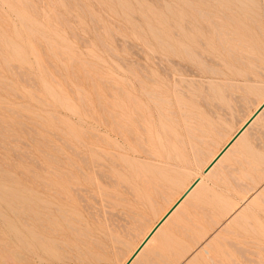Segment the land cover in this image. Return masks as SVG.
Masks as SVG:
<instances>
[{"label": "rangeland", "instance_id": "obj_1", "mask_svg": "<svg viewBox=\"0 0 264 264\" xmlns=\"http://www.w3.org/2000/svg\"><path fill=\"white\" fill-rule=\"evenodd\" d=\"M173 1L0 0V241L30 255L32 264H125L263 101L264 1L244 0L247 8L243 0H235L239 4L233 0V5L232 0H181L184 5ZM178 4L194 14H187ZM212 10L225 14L215 17ZM243 19L247 21L244 26ZM162 37L175 45L174 50ZM183 48L194 54L189 53L190 58L196 54L195 59ZM124 87L132 92H123ZM254 122L240 137L245 140L239 138L216 169L203 174L194 194L132 264H264V116ZM77 142L85 145L77 146ZM72 149L82 160L72 156L70 164ZM73 186L80 187L79 195L71 190ZM38 204L40 209L53 208L55 218L61 214L55 219L54 240L48 244L36 242ZM61 205L66 209L59 210ZM3 246L0 258L6 256Z\"/></svg>", "mask_w": 264, "mask_h": 264}, {"label": "bare ground", "instance_id": "obj_2", "mask_svg": "<svg viewBox=\"0 0 264 264\" xmlns=\"http://www.w3.org/2000/svg\"><path fill=\"white\" fill-rule=\"evenodd\" d=\"M172 1H173V0H172ZM174 1H175V0H174ZM174 1H173V2H174ZM178 1H179V0H178ZM178 1H177V2H178ZM193 1H194V0H193ZM198 1H199V0H198ZM207 1H208V0H207ZM207 1H206V3H207ZM215 1H218V0H215ZM225 1H227V0H225ZM234 1H235V0H234ZM238 1H239V0H238ZM238 1H237V2H238ZM248 1L250 2V0H248ZM256 1H257V0H256ZM256 1H255V3H256ZM263 1H264V0H263ZM194 2H196V1H194ZM208 2H210V1H208ZM232 2H233V0H232L231 2H229V3H231V5H233ZM237 2L235 1V3H237ZM241 2H242V1H241ZM253 2H254V1H253ZM259 2H260V1H259ZM259 2H258V4H260ZM139 3H142V2H139ZM178 3H182V1L180 0ZM203 3H204V2H203ZM206 3H205V4H206ZM211 3H212V2H211ZM221 3H222V1H221ZM224 3H225V2H224ZM227 3H228V2H227ZM235 3H234V5H235ZM244 3H246V4H245L246 6L244 5L245 7H244L243 5H239V6H240V7L247 8V7H248V6H247L248 2H247V1L245 2V1L243 0V4H244ZM251 3H252V2H251ZM143 4H144V3H143ZM143 4L140 5V6H143ZM182 4H183V3H182ZM218 4H219V3H218ZM225 4H226V3H225ZM238 4H239V2H238ZM238 4H237V5H238ZM159 5H160V4H159ZM178 5H179V4H178ZM183 5H184V4H183ZM183 5H179L180 8H181V6H183ZM199 5H201V4L199 3ZM215 5H216V4H215ZM222 5H223V4H222ZM237 5H236V6H237ZM250 5H251V4H250ZM253 5H254V4H253ZM138 6H139V4H138ZM185 6H186V5H185ZM185 6H183L184 9H185ZM195 6H197V4H196ZM206 6H207V4H206ZM208 6H210L209 3H208ZM211 6H212V5H211ZM228 6H229V8H230V5H228ZM236 6H235V7H236ZM239 6H238V7H239ZM187 7H189V6H187ZM198 7H199V6H197L196 9L199 11L200 8L198 9ZM217 7H218V6H217ZM226 7H227V5H226ZM250 7H252V5H251ZM253 7H255V5H254ZM253 7H252V11H255L256 16H259L258 11L256 12V8H255V10H253ZM257 7L259 8L260 5H259V6L257 5ZM261 7H263V6H261ZM261 7H260V8H261ZM143 8H144V10H145L146 6H144ZM189 8L194 9L193 6H192V7H189ZM209 8H210V7H209ZM231 8H233V7H231ZM258 8H257V10L260 9V8H259V9H258ZM138 9L140 10V12L144 13V12L141 10V8L138 7ZM177 9H178V8H177ZM196 9H195V10H196ZM203 9H204V8H201L202 11H204ZM205 9H206V8H205ZM212 9H213V8H212ZM217 9H218V8H217ZM217 9H215V11H216ZM219 9L221 10L222 8L220 7ZM226 9H227V8H226ZM233 9H234V8H233ZM249 9H250V8L247 9L248 12L251 10V9H250V10H249ZM263 9H264V8H263ZM263 9H262V10H263ZM178 10H179V9H178ZM185 10H186V9H185ZM185 10H184V11H185ZM220 10H219V13H222V14L224 15V14H225L224 11L222 10V12H220ZM228 10H229V9H228ZM239 10L241 11V9H239ZM243 10H244V9H243ZM245 10H246V9H245ZM247 10H246V11H247ZM179 11H180V10H179ZM179 11H178V12H179ZM181 11H182V10H181ZM181 11H180V12H181ZM186 11H187L188 13H187V12H185V13L181 12V13H182V14H186V13H187V14H190V15H193V14H194L193 12H192L193 14H192V13H189L188 10H186ZM193 11H194V10H193ZM206 11H207V10H205V12H206ZM215 11H214V12H215ZM232 11H236V10H232ZM146 12H148V11H145V13H146ZM180 12H179V13H180ZM190 12H191V9H190ZM209 12H210V11H209ZM209 12H207L206 14H209ZM212 12H213V10H212ZM212 12H211V14L214 13V12H213V13H212ZM241 12H242V11H241ZM260 12H261V10H260ZM262 12L264 13V11H262ZM199 13H201V12L199 11ZM215 13H216V12H215ZM219 13H218V14H219ZM226 13H227V11H226ZM235 13H237V11H236ZM238 13H239V12H238ZM246 13H247V12H246ZM250 13H251V12H250ZM255 13H254V14H255ZM263 13H262V14H263ZM146 14H147V13H146ZM175 14H177V12H175ZM195 14H198V13H195ZM218 14L216 13L214 16L217 17ZM230 14H233V13H230ZM230 14L228 15V13H227L226 15L230 16V18H231L232 15H230ZM242 14H244V16H245V13H244V12H242ZM257 14H258V15H257ZM260 14H261V13H260ZM147 15H148V14H147ZM201 15H202V14H201ZM204 15H205V14H204ZM216 15H217V16H216ZM236 15H237V14H236ZM250 15H251V14H250ZM263 15H264V14H263ZM144 16H146V15L144 14ZM174 16H177V15H174ZM194 16H195V15H194ZM194 16H192V17H194ZM214 16H213V17H214ZM219 16H221V15H219ZM228 16H226V17H228ZM237 16H239V14H238ZM240 16H241V15H240ZM248 16H249V15H248ZM252 16L255 17V15H253V14H252ZM189 17H190V16H189ZM198 17H199V15H198ZM198 17H197V19H198ZM201 17H202V16H201ZM206 17H208V16H206ZM206 17H205V18H206ZM213 17L211 16L210 19L213 18ZM221 17H222V16H221ZM226 17H225V18H226ZM233 17H234V16H233ZM233 17H232V20H233L234 22H238V21L234 20ZM250 17H251V16H250ZM261 17H263V16L261 15ZM145 18H147V16H146ZM176 18H178V16L175 17V19H176ZM181 18H182V15H181ZM199 18H200V17H199ZM208 18H209V17H208ZM208 18H207V19H208ZM218 18H219V17H218ZM218 18H216V19H217L216 21H218ZM222 18H223V17H222ZM238 18H239V19H242V18H240V17H238ZM256 18H257V17H256ZM256 18H255V19H256ZM182 19L185 20L184 18H182ZM190 19H191V18H190ZM194 19H196V18H194ZM197 19H196V20H197ZM213 19L215 20V18H213ZM228 19H229V18H228ZM251 19H252V18H251ZM262 19H263V18H262ZM257 20H258V19H257ZM259 20H260V19H259ZM188 21H191V20L188 19ZM197 21L200 22L199 19H198ZM197 21H196V22H197ZM207 21H208V20H207ZM207 21L205 22V25H206ZM220 21H222V20H220ZM225 21H227V20H225ZM239 21H240V20H239ZM260 21H261V20H260ZM201 22H202V20H201ZM201 22L198 23V24H201ZM209 22H210V21H209ZM209 22H208V23H209ZM212 22H214V21H212ZM223 22H224V20H223ZM229 22H230V21H229ZM244 22H247V21H245V20L243 19V21H242V23H241L243 26L245 25ZM263 22H264V21H263ZM178 23H179V22H178ZM185 23H186V21H185ZM190 23H191V22H190ZM203 23H204V21H203ZM217 23H219V22H217ZM221 23H222V22H221ZM227 23H228V22H227ZM249 23H250V22H249ZM180 24H181V23H180ZM183 24H184V23H183ZM187 24H188V23H187ZM191 24H192V23H191ZM209 24H211V23H209ZM214 24H216V23H214ZM222 24H225V23H222ZM233 24H234V23H233ZM252 24H253V22H252ZM259 24H261V23H259ZM193 25H194V24H193ZM246 25H247V24H246ZM253 25H254V24H253ZM255 25H257V24H255ZM179 26L181 27V25H179ZM190 26H191V25H190ZM196 26H197V25H196ZM199 26H201V25H199ZM207 26H208V25H207ZM212 26H213V25H212ZM216 26H217V25H216ZM219 26H221V25H219ZM225 26H226V27H229V25H228V26L225 25ZM150 27L153 29V26L149 25V29L151 30ZM180 27H179V28H180ZM201 27H202V26H201ZM210 27H211V26H210ZM221 27H222V26H221ZM223 27H224V26H223ZM232 27H234V26L232 25ZM249 27H250V26H247L246 28H249ZM254 27H255V26H254ZM260 27H261V26H260ZM196 28H197V27H196ZM196 28H195V29H196ZM203 28H204V25H203ZM211 28H212V27H211ZM237 28H238V27H235V30H236ZM250 28H252V26H251ZM250 28H249V29H250ZM256 28H257V27H256ZM164 29H165V28H164ZM180 29H181V28H180ZM183 29H184V28H183ZM191 29H192V26H191ZM198 29H199V30H202V29H200V28H198ZM218 29H219V28H218ZM221 29H223V28H221ZM225 29H226V28H225ZM227 29H228V28H227ZM231 29H232V31H234L233 28H231ZM252 29H255V28H252ZM257 29H258V28H257ZM259 29H260V28H259ZM154 30H155V29H154ZM207 30H208V29H207ZM215 30H216V29H215ZM229 30H230V29H229ZM247 30H248V29H247ZM247 30H246V31H247ZM260 30H261V29H260ZM188 31H189V30H188ZM192 31H193V30H192ZM194 31H195V30H194ZM194 31H193V32H194ZM204 31H205V28H204V30H203V34H204ZM239 31H240V30H239ZM258 31H259V30H258ZM30 32L32 33V31H30ZM170 32H171V31H170ZM205 32H206V31H205ZM211 32H212V30H211ZM211 32H210V33H211ZM216 32H217V30H216ZM235 32H236V35H238V37H237L236 35H234ZM235 32H234V33L232 32L233 35L240 39L239 34H237V31H235ZM248 32H249V34H252V33H250V31H248ZM248 32H247V33H248ZM254 32H255V30H254ZM33 33H34V32H33ZM152 33H153V32H152ZM154 33H155V31H154ZM154 33H153V34H154ZM188 33H189V32H188ZM194 33H195V32H194ZM229 33H230V31H229ZM229 33H228V34H229ZM255 33H256V32H255ZM165 34H166V33H165ZM167 34H169V33L167 32ZM175 34H176V33H175ZM186 34H187V33H186ZM212 34H213V33H212ZM214 34H215V33H214ZM222 34H225V33H222ZM222 34H220V35H222ZM244 34H246V32H244ZM162 35L164 36V33H163ZM169 35H170V34H169ZM180 35L182 36V34H180ZM205 35H206V33H205ZM218 35H219V34H218ZM229 35H230V34H229ZM233 35L231 36L232 38H233ZM154 36H156V38H158L157 35L154 34ZM175 36H176V35H175ZM212 36H214V35H212ZM245 36H246V35H245ZM171 37H172V36L170 35V40H172ZM173 37H174V36H173ZM208 37L210 38L209 35H208ZM217 37H220V36H217ZM221 37H222V36H221ZM227 37H228V36H227ZM227 37L225 36V39H226ZM229 37H230V36H229ZM162 38H163V40L160 39L161 41H163V42L166 41V44H167V43H170L169 41L167 42V40H164V39H165L164 37H162ZM167 38H168V37H167ZM213 38H214V37H213ZM237 38H236V39H237ZM244 38H245V37H244ZM190 39H191V38H190ZM214 39H215V38H214ZM236 39H235V40H236ZM168 40H169V39H168ZM175 40H176V39H175ZM177 40H178V39H177ZM240 40H241V39H240ZM226 41H227V40H226ZM226 41H225V42H226ZM231 41H232V40H231ZM163 42H161V43H163ZM183 42H185V41H183ZM200 42H203V41H201V39H200ZM208 42H209V41H208ZM220 42H221V40H220ZM235 42H236V41H235ZM238 42H239V41H238ZM240 42H241V41H240ZM179 43H180V42H179ZM187 43H188V42H187ZM197 43H199V42H197ZM197 43H196V44H197ZM170 44H171L172 47H173V44H172V43H170ZM204 44H205V43H203V45H204ZM213 44H214V43H213ZM225 44H226V43H224V45H225ZM242 44H243V43H242ZM160 45H161V44H160ZM181 45H182V44H181ZM197 45H198V44H197ZM240 45H241V44H240ZM240 45L238 44V46H240ZM161 46H162V45H161ZM161 46H160V47H161ZM168 46H169V45H168ZM183 46H184V45H183ZM207 46H208V45H207ZM230 46H231V45H230ZM243 46H244V45H243ZM164 47H165V45H164ZM164 47H162V48H164ZM172 47H171V48H172ZM174 47H175V45H174ZM174 47L172 48L173 50H174ZM179 47H180V45H179ZM184 47H185V46H184ZM190 47H191V46H190ZM222 47H223V46H222ZM241 47H242V45H241ZM166 48H167V47H166ZM223 48H224V47H223ZM167 49H168V48H167ZM183 49H184V48H183ZM192 49H193V48H192ZM206 49H207V47H206ZM161 50H162V49H161ZM163 50H164V49H163ZM163 50H162V51H163ZM165 50H166V49H165ZM165 50H164L163 52H165ZM177 50H178V49H177ZM177 50H175V51L177 52ZM186 50H187V51H186ZM186 50L184 49V51H186V52L188 53V55H189V53H192V52H188V48H187ZM231 50H232V49H231ZM238 50H239V48H238ZM167 51H168V50H167ZM167 51H166V52H167ZM195 51H196V50H195ZM226 51H227V50H226ZM240 51H241V50H240ZM155 52H156V51H154L153 53H155ZM171 52H172V51H171ZM176 52H175V53H176ZM215 52H216V51H215ZM224 52H225V51H224ZM242 52H243V50H242ZM150 53H151V50H150ZM153 53H152V54H153ZM156 53H158V52H156ZM156 53H155V54H156ZM173 53H174V52H173ZM175 53H174V54H175ZM177 53H178V52H177ZM181 53H182V51H181ZM197 53H198V52H197ZM209 53H210V52H209ZM212 53H213V52H211L210 54H212ZM165 54H166V53H165ZM174 54H173V55H174ZM192 54H193V53H192ZM198 54H199V53H198ZM213 54H214V53H213ZM158 55H159V54H158ZM169 55H171L170 52H169ZM177 55H178V56H177ZM177 55H176V56L179 57V54H177ZM193 55H194V54H193ZM201 56H202V55H201ZM157 57L159 58L160 56H157ZM157 57H156V58H157ZM164 57L166 58V56H164ZM164 57H163V58H164ZM180 57H182V55H181ZM188 57L190 58V55H189ZM192 57H193V56H192ZM192 57H191L190 59H195L196 54H195V57H193V58H192ZM151 58H152V57H151ZM165 58H164V59H165ZM167 58H168V56H167ZM172 58H173V57H172ZM184 58H185V60L187 59L185 56H184ZM184 58H182V59H184ZM160 59H161V58H160ZM160 59H159V60H160ZM197 59H198V58H197ZM159 60H158V62H159ZM162 60H163V59H162ZM187 60H188V59H187ZM165 61H166V60H165ZM197 61H198V60H197ZM200 61H202V60H200ZM200 61H199L198 63H200ZM155 62L157 63V61H155ZM168 62H169V60H168ZM171 62H173V61H171ZM191 62H193V61H191ZM191 62H190V63H191ZM194 62H196V61H194ZM160 63H161V62H159V64H160ZM182 63H183V62H182ZM190 63H189V64H190ZM198 63H197V64H198ZM201 63H203V62H201ZM138 64H139V63H138ZM140 64H141V63H140ZM197 64H196V65H197ZM179 65H180V64H179ZM184 65H185V64H184ZM192 65H193V64H192ZM141 66H142V64H141ZM163 66H164V64H163ZM163 66H162V68H163ZM167 66H168V65H167ZM143 67H144V66H143ZM148 67H149V66H148ZM160 67H161V66H160ZM164 67H165V66H164ZM170 67H171V66H170ZM137 68H138V66H137ZM162 68H161V69H162ZM175 68H176V67H175ZM133 69H134V68H133ZM139 69H140V68H139ZM172 69H173V68H172ZM129 70H130V69H129ZM134 70H135V69H134ZM146 70H147V68H146ZM163 70H165V69L163 68ZM173 70H174V69H173ZM131 71H133V70H131ZM136 71H137V70H136ZM140 71H141V70H140ZM166 71H167L168 73H170L167 69H166ZM178 71H179V70H178ZM137 72H138V71H137ZM146 72H147V71H146ZM190 72H191V71H190ZM134 73H135V72H134ZM141 73H143V72H141ZM150 73H151V72H150ZM192 73H193V72H192ZM128 74H129V73H128ZM136 74H137V73H136ZM151 74H152V73H151ZM144 75H146V74L144 73ZM168 75H169V74H168ZM170 75H171V74H170ZM170 75H169V76H170ZM176 75H177V74H176ZM138 76H139V75H138ZM151 76H152V75H151ZM178 76H179V75H178ZM133 77H136V75L133 76ZM147 77H148V76H147ZM154 77H155V76H154ZM139 78H140V77H139ZM171 78H172V76H171ZM130 79H131V78H130ZM142 79H144V78L142 77ZM149 79H150V78H149ZM155 79H156V78H155ZM155 79H152V80H155ZM172 79H173V78H172ZM176 79H177V78H176ZM140 80H141V79H140ZM141 81H142V80H141ZM156 81H157V80H156ZM179 81H180V77H179ZM120 82H121V81H120ZM130 82H131V81H130ZM143 82H144V81H143ZM146 82H147V81H146ZM157 82H160V81H157ZM133 83H134V82H133ZM133 83H131V84H133ZM139 83H140V82H139ZM149 83H150V82H149ZM153 83H155V82H153ZM173 83H174V82H173ZM180 83H181V82H180ZM120 84H122V83H120ZM128 84H130V83H128ZM134 84H135V83H134ZM145 84H146V83H145ZM122 85H124V84H122ZM122 85H121V86H122ZM146 85H147V84H146ZM149 85H150V84H149ZM121 86H119V87L121 88ZM129 86H130V85H129ZM142 86H143V85H142ZM122 87H123V86H122ZM125 87H126V86H125ZM125 87H124V88H125ZM132 87L135 88V86H133V85H132ZM161 87H162V86H161ZM172 87H173V86H172ZM134 88H133V89H134ZM152 88H154V87H152ZM159 88H160V87H159ZM164 88H165V87H163V90H164ZM122 89H123V88H122ZM125 89H127V88H125ZM116 90H117V89H116ZM129 90H130V89H129ZM129 90H128V89H127V90H124V89H123V92H124V91H125V92H126V91L130 92L131 90H130V91H129ZM148 90H149V89H148ZM152 90H154V89H152ZM155 90H156V89H155ZM159 90H160V89H159ZM159 90H157V92H158ZM161 90H162V89H161ZM163 90H162V91H163ZM136 91H138V90H136ZM139 91H140V89H139ZM139 91H138V92H139ZM162 91H160V92H162ZM170 91H171V90H170ZM173 91H174V89H173ZM131 92H132V91H131ZM133 92H134V91H133ZM140 92H141V91H140ZM144 92H145V91H144ZM150 92H151V91H150ZM155 92H156V91H155ZM165 92H167V91L165 90ZM118 93H119V92H118ZM126 93H127V92H126ZM145 93H147V92H145ZM162 93H163V92H162ZM172 93H173V92H172ZM131 94H132V93H131ZM133 94H134V93H133ZM133 94H132V95H133ZM135 94L138 95L137 92H135ZM153 94L156 95V93H153ZM158 94H159V93H158ZM158 94H157V96H158ZM160 94H161V93H160ZM116 95H117V94H116ZM125 95H126V94H125ZM125 95H124V96H125ZM162 95H163V94H162ZM171 95H173V94H171ZM121 96H122V95L120 94V98H121ZM127 96H128V95H127ZM149 96H150V94H149ZM159 96H160V95H159ZM163 96H164V95H163ZM117 97H118V96H117ZM117 97H116V98H117ZM131 97H132V96H130V98H131ZM138 97H140V96H138ZM138 97L136 96L135 98H138ZM147 97H148V96H147ZM150 97H151V96H150ZM150 97H149V98H150ZM154 97H155V96H154ZM120 98H119V99H120ZM128 98H129V97H128ZM135 98H134V99H135ZM140 98H141V97H140ZM160 98H161V97H160ZM162 98H163V97H162ZM162 98L160 99V101L162 100ZM150 99H151V98H150ZM164 99H165V98H164ZM167 99H168V98H167ZM124 100H125V99H123V101H124ZM152 100H153V98H152ZM152 100H151V101H152ZM154 100H155V99H154ZM165 100H166V99H165ZM165 100H164V101H165ZM126 101H128V100H126ZM131 101H132V100H131ZM137 101H139V99H138ZM143 101H144V100H143ZM155 101H156V100H155ZM155 101H154V102H155ZM162 101H163V100H162ZM140 102H141V101H140ZM154 102H153V103H154ZM117 103H118V102H117ZM125 103H126V102H125ZM128 103H129V102H128ZM142 103H143V102H142ZM147 103H148V102H147ZM147 103L145 102V106H146ZM157 103H158V101H157ZM162 103H163V102H162ZM162 103H161V105H163ZM131 104H132V102H131ZM143 104H144V103H143ZM166 104H167V103H166ZM123 105H124V104H123ZM133 105L136 106V105H137V102H136V104H135V102H134ZM133 105H132V106H133ZM139 105H140V104H139ZM139 105H138V106H139ZM149 105H150V104H149ZM153 105H154V104H153ZM157 105H159V104H157ZM130 106H131V105H130ZM154 106H156V105H154ZM159 106H160V105H159ZM165 106H166V105H165ZM165 106H163V110H165V109H164ZM156 107H157V106H156ZM126 108H127V106H126ZM139 108H140V106H139ZM139 108H138V109H139ZM141 108H142V106H141ZM153 108H154V107H153ZM127 109H128V108H127ZM149 109H150V108H149ZM160 109H162V107H161ZM116 110H118V109H116ZM121 110H122V109H121ZM135 110H136V109H135ZM122 111H123V110H122ZM129 111H130V110H129ZM133 111H134V110H132V112H133ZM139 111H140V109H139ZM145 111H146V109H145ZM159 111L161 112V110H159ZM108 112H109V111H108ZM111 112H113V116H114V113H115V112H114V111H111ZM141 112H142V111H141ZM116 113H117V112H116ZM120 113H121V112H120ZM120 113H119V114H120ZM125 113H126V111H125ZM125 113H124V114H125ZM158 113H159V112H158ZM158 113H157V114H158ZM140 114H141V113H140ZM145 114H146V113H145ZM147 114H149V113H147ZM116 115H117V114H116ZM125 115H126V114H125ZM128 115H129V114H128ZM131 115H132V114H131ZM261 115L264 116V99H263V101L258 105V107L254 110V112L249 116V118H248V119L246 118L247 120H246L245 122H243V124H242V125L239 127V129L235 132V134L238 132L237 135L234 134V135H233V136H232V137H231V138L225 143V145L227 144L226 146H228V147H226V149H225L222 153H219V152L223 149V147L225 146V145H224V146H223V147H222V148H221V149H220V150H219V151H218V152H217V153L211 158V160H210V161L206 164V166L203 168V170H202V174L197 175V176L191 181V183L185 188V190L179 195V197H178V198L172 203L171 207H170L169 209H167L166 213H165L164 215H162V217H160V219L158 220V222H157V223L151 228V230L147 233V235L144 236L143 240H141L140 244L136 246V249L132 251V254H131L130 257L128 258V260H129L132 256H134L136 250H137V251L139 250V251L136 253V255L133 257V259L130 261L129 264H132V262H134V260H135L137 257H139V254H141V252H143V249L146 247V245L152 240L153 237H155V236H154L155 234H158L157 232H160V231H159L160 228H162V226L164 225V223L167 222L168 218H169L172 214H174L175 211H177L178 207L181 206V204H182L184 201L186 202V200H188L187 198H189L190 195L194 194V193H192V192H193L194 190L196 191L197 186H199L200 182L202 181V179H203V177H204L203 174H204V175H207V174H209L210 172H212L213 168H214V167L220 162V160L223 158V156L225 155V153H226V152L232 147V145H233V144H234V143H235V142H236V141H237V140L243 135V133H244L245 131H247L248 128L251 129L250 127H251V126H254V125H252L253 122H254L257 118L259 119V117H260ZM113 116H112V118H113ZM147 116H148V115H147ZM151 116H152V114H151ZM104 117H105V115H104ZM116 117H117V116H116ZM122 117H123V116H121V118H122ZM126 117H127V116H126ZM144 117H145V116H144ZM149 117H150V116H149ZM106 118H107V116H106ZM106 118H105V120H106ZM117 118H119V117H117ZM121 118H120V119H121ZM132 118H133V116H132ZM261 118H262V117H261ZM108 119H109V118H108ZM113 119H114V118H113ZM123 119H124V118H123ZM125 119H126V118H125ZM125 119H124V120H125ZM133 119H134V118H133ZM140 119H141V118H140ZM151 119H152V118H151ZM99 120H101V119H99ZM102 120H103V118H102ZM117 120H118V119H117ZM134 120H135V119H134ZM146 120H147V119H146ZM152 120H153V119H152ZM260 120H261V119H260ZM260 120H259V121H260ZM97 121H98V120H97ZM109 121H110V120H109ZM114 121H116V119H115ZM122 121H123V120H122ZM128 121H129V120H128ZM106 122H107V121H106ZM116 122L118 123V121H116ZM119 123H120V122H119ZM123 123H124V122H123ZM126 123H127V122H126ZM126 123H124V124H126ZM128 123H129V122H128ZM128 123H127V124H128ZM138 123H140V122H138ZM254 123H256V122H254ZM99 124H100V123H99ZM103 124H104V123H103ZM103 124H102V125H103ZM127 124H126V125H127ZM131 124H132V123H131ZM104 125H105V124H104ZM106 125H107V124H106ZM108 125H109V124H108ZM115 125H116V124H115ZM126 125H125V126H126ZM110 126H112V125L110 124ZM123 126H124V125H123ZM127 126H129V125H127ZM102 127H103V126H102ZM104 127H105V126H104ZM104 127H103V128H104ZM108 127H109V126H108ZM113 127H114V126H112V129H113ZM117 127H118V124H117ZM129 127L132 128L133 126H132V127L129 126ZM109 128H110V127H109ZM114 128H115V127H114ZM118 128H119V127H118ZM135 128H136V127H135ZM163 128H164V127H163ZM101 129H102V128H101ZM110 129H111V128H110ZM112 129H111V130H112ZM116 129H117V128H116ZM119 129H120V128H119ZM120 130H121V129H120ZM123 130H124V129H123ZM108 131H109V130H108ZM113 131H114V129H113ZM113 131H112V132H113ZM125 131H126V129H125ZM131 131H132V129H131ZM135 131H136V130H135ZM135 131H133V132L135 133ZM144 131H145V130H144ZM101 132L103 133L104 131L102 130ZM122 132H123V131H122ZM145 132H146V131H145ZM106 133H107V132H106ZM123 133H124V132H123ZM123 133H121L122 136H123ZM136 133H137V132H136ZM147 133H148V132H147ZM81 134H82V133H81ZM87 134H88V133H87ZM90 134H91V133H90ZM95 134H96V133H95ZM103 134H104V133H103ZM110 134H111V133H110ZM115 134H116V133H115ZM127 134H128V133H127ZM131 134H132V133H131ZM98 135H99V133H98ZM135 135H136V134H135ZM76 136H78V135H76ZM88 136H89V135H88ZM95 136H96V135H95ZM99 136H100V135H99ZM102 136H103V135H102ZM106 136H107V135H106ZM116 136H118V133H117ZM129 136H130V135H129ZM129 136H127V137H129ZM89 137H90V136H89ZM96 137H97V136H96ZM107 137H108V136H107ZM111 137H112V136H111ZM139 137H140V136H139ZM139 137H138V138H139ZM244 137H245V136H244ZM72 138H73V137H72ZM78 138H79V137H78ZM92 138H93V136H92ZM97 138H99V137H97ZM101 138H102V137H101ZM129 138H130V137H129ZM132 138H133V136H132ZM144 138H145V137H144ZM81 139H82V138H81ZM88 139H89V138H88ZM93 139H94V138H93ZM108 139H109V138H108ZM119 139H122V138H119ZM124 139H125V138H124ZM134 139H135V138H134ZM141 139L143 140V138H141ZM240 139H241V138H240ZM243 139H244V138H243ZM243 139H241V140L243 141ZM60 140H61V139H60ZM71 140L73 141V139H71ZM71 140H70V141H71ZM84 140H85V139H84ZM98 140H99V139H98ZM103 140H104V139H103ZM109 140H111V139H109ZM112 140H113V138H112ZM112 140H111V141H112ZM122 140H123V139H122ZM122 140H121V141H122ZM132 140H133V139H132ZM137 140H138V139H137ZM244 140H245V139H244ZM81 141H82V140H81ZM104 141H105V140H104ZM107 141H108V140H107ZM115 141H116V139H115ZM130 141H131V140H130ZM139 141H140V140H139ZM242 141H241V142H242ZM85 142H86V141H85ZM89 142H90V141H89ZM92 142H93V141H92ZM105 142H106V141H105ZM113 142H114V141H113ZM69 143H70V142H69ZM74 143H75V142H74ZM77 143H78V142H77ZM82 143H83V142H82ZM87 143H88V142H87ZM95 143H96V142H95ZM99 143H100V141H99ZM103 143H104V142H103ZM114 143H115V142H114ZM124 143H125V142H124ZM129 143H130V142H129ZM131 143H132V141H131ZM136 143H137V142H136ZM140 143H141V141H140ZM236 143L238 144V142H236ZM78 144H79V145H77V146H83V145H85V144L80 145V143H78ZM106 144H107V143H106ZM109 144H110V143H109ZM133 144H134V143H133ZM237 144H236V145H237ZM71 145H72V144H71ZM91 145H92V143H91ZM113 145H114V144H113ZM118 145H119V144H118ZM126 145H127V144H126ZM126 145H125V146H126ZM136 145H137V144H136ZM69 146H70V144H69ZM87 146H88V145H87ZM87 146H86V147H87ZM94 146H95V145H94ZM105 146H106V145H105ZM129 146H130V145H129ZM133 146H134V145H133ZM88 147H89V146H88ZM96 147H97V146H96ZM101 147H102V146H101ZM115 147H116V146H115ZM117 147H118V146H117ZM121 147H122V146H121ZM68 148H69V147H68ZM78 148H79V147H78ZM105 148H106V147H105ZM108 148H109V147H107V149H108ZM112 148H113V147H112ZM122 148L124 149V148H126V147H122ZM232 148H233V147H232ZM76 149H77V148H76ZM80 149H81V148H80ZM90 149H91V148H90ZM115 149H116V148H115ZM115 149H112V150H115ZM117 149H118V148H117ZM123 149H121L120 151H123V152H126V151H127V150L124 151L125 149H124V150H123ZM126 149H127V148H126ZM77 150H78V149H77ZM77 150L72 149V150H70V152L68 153V159H69V163H70V164H71L70 157H72V156H74V157H79V158H80L79 160H82V157H80V154H79V152H78ZM82 150H83V149H82ZM85 150H86V149H85ZM97 150H99V149H97ZM105 150H106V149H105ZM109 150H110V149H109ZM79 151H80V150H79ZM91 151H92V149H91ZM91 151H90V154L92 153ZM131 151H132V150H131ZM230 151H231V150H230ZM83 152H84V151H83ZM94 152H95V151H94ZM127 152H128V151H127ZM127 152H126V153H127ZM80 153H81V151H80ZM101 153H102V152H101ZM106 153H110V152H106ZM116 153H120L119 150H118V152L116 151ZM116 153H115V154H116ZM103 154H104V152H103ZM123 154H125V153H123ZM132 154H133V153H132ZM218 154H219V155H218ZM220 154H221V155H220ZM87 155H89V154H87ZM98 155H99V154H98ZM110 155H112V154H110ZM117 155H118V154H117ZM125 155H126V154H125ZM127 155H128V154H127ZM127 155H126V156H127ZM130 155H131V154H130ZM227 155H228V154H227ZM89 156H90V155H89ZM93 156H94V155H93ZM95 156H96V155H95ZM112 156H115V155L113 154ZM56 157H57V156H56ZM64 157H65V156H64ZM98 157H99V156H98ZM101 157H103V156L101 155ZM124 157H125V156H124ZM129 157H130V156H129ZM65 158H67V157H65ZM93 158H94V157H93ZM109 158H110V157H109ZM116 158H117V157H116ZM120 158H122V157H120ZM55 159H56V158H55ZM59 159H61V158H59ZM59 159H58V160H59ZM71 159H72V158H71ZM73 159H74V158H73ZM84 159H85V158H84ZM87 159H88V158H87ZM94 159H95V158H94ZM96 159L98 160V158H96ZM96 159H95V161L98 163V161H100V160L97 161ZM100 159H101V158H100ZM102 159H103V158H102ZM113 159H115V158H113ZM123 159H124V158H123ZM58 160H57V161H58ZM74 160L76 161V159H74ZM74 160H73V162H74ZM103 160H104V159H103ZM107 160H108V159H107ZM107 160H106V162L108 163V161H110V160H108V161H107ZM111 160H112V159H111ZM119 160H120V159H119ZM119 160H118V161H119ZM131 160H132V159H130V161H131ZM89 161H90V160H89ZM101 161H102V160H101ZM118 161H117V162H118ZM120 161H121V160H120ZM124 161H126V160H122L123 163H124ZM222 161H224V160H222ZM63 162H64V161H63ZM67 162H68V161H67ZM114 162H116V160H115ZM122 162H121V163H122ZM132 162H133V161H132ZM54 163H55V162H54ZM99 163H101V162H99ZM102 163H103V162H102ZM109 163L111 164V161H110ZM119 163H120V162H118V163H116V164H117L118 166H120ZM129 163H130V162H129ZM57 164H58V163H57ZM60 164L62 165V163H60ZM70 164H69V165H70ZM74 164H75V163H74ZM74 164H72V165H74ZM83 164H84V162H83ZM92 164H93V163H92ZM110 164H108V165H110ZM124 164H125V163H124ZM127 164H128V162L126 161V164H125V165L127 166ZM220 164H221V163H220ZM63 165H64V164H63ZM63 165H62V166H63ZM66 165H67V164H66ZM78 165H79V164H78ZM89 165H90V164H89ZM94 165H95V164H94ZM103 165H105V164L103 163ZM103 165H102V166H103ZM128 165H129V164H128ZM131 165H132V164H131ZM57 166H58V165H57ZM70 166H71V165H70ZM79 166H80V165H79ZM97 166L99 167V165H97ZM102 166H101V168H102ZM129 166H130V165H129ZM54 167H55V166H54ZM65 167H66V166H65ZM67 167H68V166H67ZM77 167H78V166H77ZM80 167H81V166H80ZM94 167H96V166H93V168H94ZM98 167H97V168H98ZM130 167H131V166H130ZM206 167H207V169H205ZM216 167H217V166H216ZM57 168H59V167H57ZM82 168H83V166L81 167L80 170L83 171ZM90 168H91V165H90ZM103 168H104V166H103ZM109 168H110V167H108V169H109ZM115 168H116V167H115ZM128 168H129V167H128ZM54 169H56V167H55ZM64 169H65V168H64ZM69 169H70V168H69ZM69 169H68V170H69ZM86 169H87V168H86ZM117 169H118V168H117ZM214 169H216V168H214ZM56 170H57V169H56ZM58 170H59V169H58ZM54 171H55V170H54ZM62 171H63V170H62ZM74 171H75V170H74ZM99 171H100V170H99ZM107 171H108V170H106V172H107ZM114 171H115V170H113V173H114ZM156 171H157V170H155L154 172H156ZM161 171H162V170H161ZM55 172H56V171H55ZM78 172H79V171H78ZM85 172H86V171H85ZM115 172H116V171H115ZM138 172H139V171H138ZM214 172H215V171H214ZM60 173H61V172H60ZM60 173H58V174H60ZM68 173H69V172H68ZM68 173H67V174H68ZM76 173H77V171H76ZM86 173H87V172H86ZM92 173H93V171H92ZM94 173H95V172H94ZM103 173H104V172H103ZM111 173H112V170H111ZM113 173H112V174H113ZM80 174H81V173H80ZM145 174H146V173H144V175H145ZM153 174H154V173H153ZM62 175H64V174H62ZM115 175H117V172H116ZM157 175H158V174H157ZM168 175H170V174H168ZM56 176H57V175H56ZM84 176H85V175H84ZM86 176H87V175H86ZM86 176H85V177H86ZM152 176H153V175H152ZM81 177H82V176H81ZM96 177H97V176H96ZM110 177H113V176L110 175ZM134 177H135V175H134ZM66 178H67V177H66ZM71 178H72V177H71ZM73 178H74V177H73ZM155 178H157V177H155ZM168 178H169V177H168ZM67 179H68V178H67ZM69 179H70V178H69ZM90 179H91V177H90ZM90 179L88 178V180H90ZM172 179H173V178H172ZM64 180H65V179H64ZM96 180H97V179H96ZM126 180H127V179H126ZM144 180H145V179H144ZM161 180H162V179H161ZM36 181H37V180H36ZM72 181H73V180H72ZM81 181L84 183V180H81ZM38 182H39V181H38ZM62 182H64V181H62ZM65 182L68 183L67 181H65ZM69 182H70V181H69ZM82 182H81V183H82ZM49 183H50V182H49ZM49 183H47V184H49ZM52 183H53V182H52ZM66 183H65V184H66ZM70 183H71V182H70ZM40 184H41V182H40ZM44 184H45V183H43L42 185H44ZM75 184H77V183L75 182ZM75 184H74V185H75ZM52 185H53V184H52ZM56 185H57V183H56ZM77 185H78V184H77ZM45 186H46V185H45ZM47 186H48V185H47ZM71 186H72V185H71ZM36 187L38 188V186H36ZM64 187H65V186H64ZM43 188H44V187H43ZM65 188H66V187H65ZM47 189H48V188H47ZM50 189H51V188H50ZM50 189H49V191H50ZM57 189H58V188H57ZM59 189H60V188H59ZM81 189H82V188H81ZM60 190H61V189H60ZM71 190H73L75 193L78 194V193L80 192V191H79V190H80V187L73 186V188H72ZM83 190H84V188H83ZM44 191H46V190L44 189ZM61 191H62V190H61ZM61 191H60V193H62ZM64 191H65V190H64ZM38 193H40V192H38ZM3 194H4V193H3ZM51 194H52V193H51ZM57 194H59V193H57ZM14 195H15L14 197L16 198V194H14ZM38 195H40V194H37V196H38ZM46 195H47V194H46ZM48 195H49V194H48ZM48 195H47V196H48ZM63 195H64V194H63ZM75 195H76V194H75ZM78 195H79V194H78ZM81 195H82V194H81ZM81 195H80V197H81ZM42 196H44V194H43ZM49 196H51V195H49ZM57 196H58V195H57ZM14 197H13V199H14ZM64 197H65V196H64ZM64 197H63V199H64ZM36 198H39V197H36ZM40 198H44V197H40ZM40 198H39V200H40ZM50 198H51V197H50ZM52 198H53V197H52ZM68 198H69V196H68ZM59 199H60V197H59ZM36 200H37V199H36ZM41 200H45V199H41ZM65 200H66V198H65ZM69 200H70V199H69ZM12 201H13V200H12ZM14 201H15V200H14ZM53 201H54V200H53ZM53 201H52V202H53ZM55 201H57V200H55ZM55 201H54V202H55ZM61 201H62V200H61ZM63 201H64V200H63ZM43 202H44V201H43ZM46 202H47V200H46ZM66 202H68V200H67ZM11 203H12V202H11ZM37 203H38V201H37ZM49 203H51V202H49ZM49 203H48V204H49ZM70 203H71V202H70ZM46 204H47V203H46ZM36 205H37V204H36ZM39 205H40V204H38V207H39V208L36 209V210H37V212H36V220H38L37 223H39V225H36V228H37V229H36V242L39 243V245H40V244H45V243L48 244L49 242H51L52 240H54V239H53V236H54V233H55V231H56V230H55V227H54V225L56 224L55 219H56L57 217H59L61 214L55 218V216H54V212L51 211V210H53V208H52L51 210H49V209L47 208V206H46V208H47L48 210H47V209L45 210L44 206H42L43 209H40V206H41V205H40V206H39ZM44 205H45V204H44ZM52 205H53V204H51V206H52ZM48 206H49V205H48ZM51 206H50V207H51ZM56 206H57V205H55V206H53V207H56ZM61 206H62V205H61ZM57 207H58V206H57ZM67 207H68V206H67ZM63 208H64V207L62 206V208H59V210H60V209H63ZM180 208H181V207H180ZM180 208H179V210H180ZM55 209H56V208H55ZM65 209H66V208H65ZM65 209H63V210H65ZM57 210H58V209H57ZM57 210H56V212H57ZM66 211H68V210H66ZM60 212H61V211H60ZM58 213H59V212H58ZM175 213H176V212H175ZM62 214H63V213H62ZM55 215H56V214H55ZM65 216H66V215H64V217H65ZM173 216H174V215H173ZM64 217H63V218H64ZM64 219H65V218H64ZM171 219H172V218H171ZM171 219H170V221H171ZM67 220H68V219H67ZM58 221H59V220H58ZM60 221H61V220H60ZM44 222H46V224H45ZM168 222H169V221H168ZM37 223H36V224H37ZM57 223H59V222H57ZM62 224H63V221H62ZM65 224H67V223H65ZM57 225H58V224H57ZM60 225H61V224H60ZM58 226H59V225H58ZM67 226H68V225H67ZM60 228H61V227H60ZM59 230H62V229H59ZM262 234H264V233H262ZM262 234H261V235H262ZM20 235H21V234H20ZM33 237H34V236H33ZM58 237H59V236H58ZM260 237H261V236H260ZM1 238H2V237H1ZM5 238H6V237H5ZM8 239H9V238H8ZM60 239H61V238H60ZM15 240H16V239H15ZM263 240H264V239H263ZM57 241H58V240H57ZM256 242H257V241H256ZM142 243H143V245H141ZM0 244H1V245L4 244V246H3V247H4L3 250H4V252L6 253V256H5L4 258H0V264H32V262L30 261L32 257L30 258V257H29L30 255H28L27 253H26L27 255H25V254H21V253H19V252H16V251H14L12 248H9V245H8V247H6L4 241H0ZM12 245H13V244H12ZM140 246H141V247H140ZM138 248H139V249H138ZM0 249H2V248H0ZM0 255H2V254H0ZM128 260H126V262H127ZM34 261H35V260H34Z\"/></svg>", "mask_w": 264, "mask_h": 264}, {"label": "water", "instance_id": "obj_3", "mask_svg": "<svg viewBox=\"0 0 264 264\" xmlns=\"http://www.w3.org/2000/svg\"><path fill=\"white\" fill-rule=\"evenodd\" d=\"M238 133V132H237ZM237 133L235 134V135H237ZM227 145V144H226ZM224 146L223 147V149L219 152V153H222L225 149H226V147H228V146ZM219 155V154H218ZM221 155V154H220ZM205 169H207V167L205 168ZM141 245H143V243L141 244ZM141 247V246H140ZM139 249V248H138ZM139 251V250H138ZM137 250H136V252H135V254H134V256L136 255V253L138 252ZM134 256H132L125 264H129L130 263V261L133 259V257Z\"/></svg>", "mask_w": 264, "mask_h": 264}, {"label": "crops", "instance_id": "obj_4", "mask_svg": "<svg viewBox=\"0 0 264 264\" xmlns=\"http://www.w3.org/2000/svg\"><path fill=\"white\" fill-rule=\"evenodd\" d=\"M251 133V130H250V132L248 133V134H250ZM226 154V153H225Z\"/></svg>", "mask_w": 264, "mask_h": 264}]
</instances>
